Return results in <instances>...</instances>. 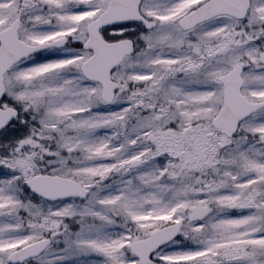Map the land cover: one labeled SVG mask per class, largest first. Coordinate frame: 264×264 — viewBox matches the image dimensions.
Returning a JSON list of instances; mask_svg holds the SVG:
<instances>
[{"label": "rangeland", "instance_id": "1", "mask_svg": "<svg viewBox=\"0 0 264 264\" xmlns=\"http://www.w3.org/2000/svg\"><path fill=\"white\" fill-rule=\"evenodd\" d=\"M87 1L58 0L64 4L62 12V7L49 10L45 0H37V8L27 12L19 7L20 0H0V31L20 17L21 38L28 43L62 36L71 42L25 60L6 77L7 102L22 114L0 135V150L14 143L18 153L13 160L0 155V264H8L13 250L46 236L53 238V246L25 264H133L131 243L171 223H183V231L154 255L159 264H264L249 250L264 248V197L256 195L264 190L245 195L249 186L264 183V145L256 138L264 134V110L242 125L238 139H221L233 146L226 160L238 165L226 177L231 184L201 191L196 187L197 176L211 173L217 158L204 153L208 143H218L204 123L222 105L219 77L245 58L250 66L244 73V92L253 101L264 98V67L258 64L264 47V0H252L241 24L220 17L190 33H182L174 22L200 0H145L142 11L158 22L155 30L129 25L104 31L113 40L131 36L137 45L136 54L114 72L124 88L110 106L102 103L100 86L80 71L90 53L75 45L86 39L88 23L107 4ZM180 2L184 6L176 8ZM66 3L73 7L67 9ZM172 63H183L180 69L185 71L162 85L163 97L179 119L175 131L151 126V114L131 117L136 113L130 102L150 101L146 92L155 83L154 90L161 86L154 77ZM47 131L57 133L59 154L67 153L48 165L80 182L88 195L56 202L38 220L42 212L35 209L23 208L32 217L19 214V192L21 182L40 168L38 161L24 159L25 146L38 154L37 147L45 145L42 138L50 137ZM180 177L188 179L177 182ZM206 203L213 209L208 220L185 223L193 208Z\"/></svg>", "mask_w": 264, "mask_h": 264}, {"label": "water", "instance_id": "2", "mask_svg": "<svg viewBox=\"0 0 264 264\" xmlns=\"http://www.w3.org/2000/svg\"><path fill=\"white\" fill-rule=\"evenodd\" d=\"M142 2L143 0H110L108 9L88 27L90 37L84 48L92 50L93 56L83 64L82 72L86 78L102 84V99L107 104L114 102L116 91L120 87L119 83L112 79V72L122 64L127 56L135 53V45L131 39L108 42L104 40L101 29L130 22L142 23L148 30L154 29L157 22L148 20L142 15L140 11ZM250 6L251 0H209L182 17L179 25L184 30H190L220 15H230L243 20L247 17ZM18 30L19 22L17 21L9 29L0 33V101L5 95V75L16 63L49 48L63 47L67 44L64 38L52 43L28 45L18 38ZM260 61L264 63V53ZM242 72L243 67L237 66L221 78L225 85L224 106L213 124L228 136H233L237 132L240 122L264 107V102L251 103L242 95ZM17 116L16 109L0 107V132L8 127ZM262 139L264 141V137ZM28 187L33 193L50 201L83 198L87 195V191L79 182L53 175L32 177L28 181ZM209 215L208 207H200L193 211L190 221H201ZM180 230L179 225H170L154 232L147 239L135 242L132 245V251L139 257L137 264H155L150 259L151 255L171 243ZM51 243L50 239L39 240L13 252L8 261L10 264H18L40 256Z\"/></svg>", "mask_w": 264, "mask_h": 264}, {"label": "trees", "instance_id": "3", "mask_svg": "<svg viewBox=\"0 0 264 264\" xmlns=\"http://www.w3.org/2000/svg\"><path fill=\"white\" fill-rule=\"evenodd\" d=\"M123 88H124V85L122 87V91H123ZM128 93L130 95L135 94L134 91L133 92L129 91ZM157 97H158V95L155 94L154 96H152L151 100L159 101ZM121 98H122V95H121ZM138 102H139V100L135 101V103H138ZM133 112L136 113V116H133L131 114V117L136 118V120H137L139 118V116H141V115L144 117L150 115V113H152V109L151 108H143V111H140L136 106H133ZM142 113H144L146 115H143ZM151 115L154 119L153 124H155L156 119H157V115H154V114H151ZM174 126L175 125H173V123L171 121H169L167 123V128H173ZM163 127H164L163 120H160V127L159 128H163ZM47 132L50 133V137L42 138V143H44L45 145L42 148L37 147L36 150H37L38 154L30 152V148L27 145L25 146V150L27 151V154L24 155L25 156L24 159L28 160L31 158L30 159L31 161H33V162L38 161V163H40V168H38V174H60V175H64L63 171L59 170L57 167L48 165L49 160L52 159L53 160L52 163H56V162L64 159V157L67 153L62 152L61 154H59V151H58L59 138L57 136V133L52 132V131H47ZM13 147H14V143H11V144L5 143L3 145V148L0 150V155L2 156V159L3 158H9L10 160H13L15 158V156L18 153L14 152ZM13 154H15V155L13 156ZM68 156L74 158L73 156L69 155V153H68ZM78 158H81V157H78ZM181 179H183V178L180 177L178 179V181H180ZM183 180H181V181H183ZM20 189H21V192H19V195L22 198V201H21L22 207L19 210V214L23 215V216H29L27 213H25L23 211V208H28L30 210L35 209L36 211L42 212L41 215H37L38 220H42L43 218H45V214L52 204L44 201L41 198H38L37 196H35L33 194H31L28 191V189L26 188L25 181L21 182ZM35 210H33V211H35ZM33 216H35V214ZM29 217H32V216H29ZM250 251L254 252L255 255L264 256V249L258 248L257 251H255L253 248H251Z\"/></svg>", "mask_w": 264, "mask_h": 264}, {"label": "flooded vegetation", "instance_id": "4", "mask_svg": "<svg viewBox=\"0 0 264 264\" xmlns=\"http://www.w3.org/2000/svg\"><path fill=\"white\" fill-rule=\"evenodd\" d=\"M90 2V0L89 1H87V3H89ZM185 2H186V0H185ZM191 1H188L187 2V4L186 5H188L189 3H190ZM202 2H204V0H200V1H195V3H193L192 4V6L189 8V9H187L186 11H188V10H191L193 7H195V6H198L199 4H201ZM67 4V3H66ZM185 5V6H186ZM46 6V8L47 9H51V10H54V11H60V8L62 7L61 5H59L58 4V0H52V1H48V3L45 5ZM67 6L68 7H66L67 9L68 8H72L73 6H69L68 4H67ZM184 6V4H183V2H180V3H178L175 7L176 8H182ZM63 7H64V4H63ZM62 7V12H64V8ZM54 8V9H53ZM56 8V9H55ZM33 9L32 8H28L27 9V12L28 11H32ZM185 11V12H186Z\"/></svg>", "mask_w": 264, "mask_h": 264}]
</instances>
